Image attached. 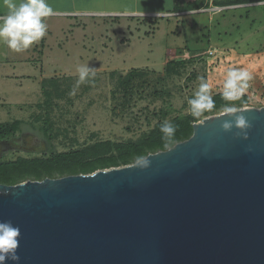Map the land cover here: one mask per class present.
Segmentation results:
<instances>
[{"label":"water","instance_id":"1","mask_svg":"<svg viewBox=\"0 0 264 264\" xmlns=\"http://www.w3.org/2000/svg\"><path fill=\"white\" fill-rule=\"evenodd\" d=\"M238 110L246 138L221 112L146 167L0 184L16 264H264V107Z\"/></svg>","mask_w":264,"mask_h":264},{"label":"rangeland","instance_id":"2","mask_svg":"<svg viewBox=\"0 0 264 264\" xmlns=\"http://www.w3.org/2000/svg\"><path fill=\"white\" fill-rule=\"evenodd\" d=\"M215 1L224 2L142 0L141 7L171 14L99 17L94 21L101 23L89 22L85 31L72 30L76 23L66 25L80 16L52 15L46 18L45 37L27 50L13 52L0 43V123L22 120L16 135L0 142V160L47 155L49 142L33 127L38 124L31 115L42 100V82L52 78H69L73 84L72 103L59 101L63 111L51 115L54 132L60 130L51 143L57 152L76 147L71 139L83 144L93 134L100 140H135L154 124L151 115L159 109L168 111L169 119L191 113L187 101L198 89V78L207 80L211 94L223 92L228 68L250 72L243 94L250 106L263 107L264 2L216 7ZM176 7L179 12H172ZM4 11L0 0V13ZM172 60L190 63L180 76L167 79L164 66ZM81 65L93 68L98 80L88 92L81 84L77 87ZM132 69L148 73L147 86L122 107L121 93L112 95L116 82L110 75ZM154 89L167 91L169 97L154 99Z\"/></svg>","mask_w":264,"mask_h":264},{"label":"trees","instance_id":"3","mask_svg":"<svg viewBox=\"0 0 264 264\" xmlns=\"http://www.w3.org/2000/svg\"><path fill=\"white\" fill-rule=\"evenodd\" d=\"M260 1L264 2V0H224V2L215 1V6L254 4ZM179 10L180 8L176 7L172 12H179ZM189 63V61L183 60L167 62L164 66L165 77L170 79L180 76L181 71ZM147 77L148 73L139 69H132L124 75L112 73L110 78L116 82L112 95L114 96L117 92L121 93L122 107L128 106L135 94H143V89L148 82ZM97 81V79L91 78L89 81L82 83L80 85L82 91L88 92ZM72 88L73 84L69 78L63 80L52 78L42 82V100L35 105L36 110L32 113L31 119L35 124H38L33 127H37L43 136L47 138L50 148L47 155L19 156L14 160H0V184L16 185L27 180L41 181L45 178L88 175L98 170L128 166L137 162L139 157L145 158L148 154L165 151L174 144L188 139L192 134V124L199 122L202 118L224 112L226 106H234L240 109L250 106L251 102L247 94H243L239 99L233 101H225L222 99V92L214 93L211 95L216 102L215 108L199 117H194L191 113H188L169 119L168 111L159 109L151 115L155 119L154 124L135 140H100L96 139V135L93 134L89 142L79 144L74 138L70 141L76 147L57 152L51 143L57 138L60 130L57 129L59 132H54V122L51 115L56 109L63 111L59 101L66 99L67 102L72 103L70 95ZM151 96L154 99H159L169 97V93L154 89ZM146 119L148 125H150L148 117ZM165 121L176 127L174 142L172 143H166L162 138L163 134L160 132V126ZM21 124L22 120L0 123V142L15 136L20 130Z\"/></svg>","mask_w":264,"mask_h":264},{"label":"clouds","instance_id":"4","mask_svg":"<svg viewBox=\"0 0 264 264\" xmlns=\"http://www.w3.org/2000/svg\"><path fill=\"white\" fill-rule=\"evenodd\" d=\"M5 11L0 14V43H3L13 52L27 50L36 42L45 37L48 25L46 18L54 15V9L47 0H2ZM159 14V12L157 13ZM79 84L89 81L95 76V71L88 65H81L77 68ZM200 83L194 96L189 98L187 103L189 110L194 117H199L207 111L215 108L216 102L213 99L207 80L204 77L198 78ZM252 75L243 68H228L226 78L223 81L222 99L233 101L239 99L249 87ZM75 89L73 90L74 93ZM224 113L230 117L220 124V128L229 132L237 129L236 135L247 137V130L250 123L234 106H226ZM160 132L166 143L174 142L176 127L170 122H163ZM148 166L143 157L137 158ZM20 229L10 221L0 222V264L11 261L13 264L19 261L16 254L19 247Z\"/></svg>","mask_w":264,"mask_h":264},{"label":"crops","instance_id":"5","mask_svg":"<svg viewBox=\"0 0 264 264\" xmlns=\"http://www.w3.org/2000/svg\"><path fill=\"white\" fill-rule=\"evenodd\" d=\"M50 2L52 8L55 10L56 16H80L74 20L66 21V25H72L76 23V27L72 30H88L85 29L89 22L93 23V26L101 23L100 20L94 21L95 18L103 17H119V18H135L142 15L161 16L164 14H171L169 11H160L149 8L147 5L141 7L142 0H47ZM170 1V0H169ZM147 2V1H146ZM164 8V7H162ZM174 8V7H173ZM159 12V14H157ZM2 14V13H0ZM88 18V19H83ZM83 19V20H82ZM89 25H92V24ZM65 25V26H66Z\"/></svg>","mask_w":264,"mask_h":264},{"label":"built area","instance_id":"6","mask_svg":"<svg viewBox=\"0 0 264 264\" xmlns=\"http://www.w3.org/2000/svg\"><path fill=\"white\" fill-rule=\"evenodd\" d=\"M173 14H176V13H173Z\"/></svg>","mask_w":264,"mask_h":264}]
</instances>
